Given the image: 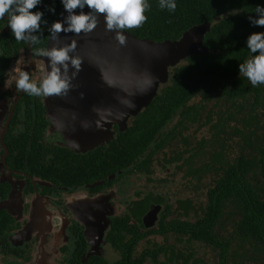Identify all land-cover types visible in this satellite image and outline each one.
<instances>
[{
    "label": "flooded vegetation",
    "instance_id": "flooded-vegetation-1",
    "mask_svg": "<svg viewBox=\"0 0 264 264\" xmlns=\"http://www.w3.org/2000/svg\"><path fill=\"white\" fill-rule=\"evenodd\" d=\"M7 22L6 14L0 264H264V253L243 255V202L236 193L221 197L228 182L244 181L256 198L264 189L261 170L239 163L253 152L247 142L264 138V84L253 87L238 70L217 76L191 92L138 154L111 149L135 117L123 132L112 125L108 143L76 150L47 118L46 96L17 90L19 70L39 86L34 69L43 46L16 41ZM175 76L172 68L156 97ZM161 139L164 148L152 152ZM213 189L221 195L210 197ZM256 209L264 216L261 205Z\"/></svg>",
    "mask_w": 264,
    "mask_h": 264
},
{
    "label": "trees",
    "instance_id": "trees-1",
    "mask_svg": "<svg viewBox=\"0 0 264 264\" xmlns=\"http://www.w3.org/2000/svg\"><path fill=\"white\" fill-rule=\"evenodd\" d=\"M146 2L150 5L144 13L146 22L140 28L123 29L139 39L153 42L175 41L192 26L210 23L211 28L203 39L209 53L188 57L182 64L174 67L176 76L172 84L163 87L161 94L152 100L145 111L135 116L132 127L124 133H118L111 144V149L133 150L137 154L144 151L145 145L182 109L191 92L200 86L210 87L217 76L228 75L229 78V75L238 70V64L258 54L250 53L246 47V39L252 33L264 32V27L252 26L248 19L249 16L258 18L255 7H264V0H175L177 8L174 12L161 9L159 0ZM62 7L60 0H41L40 5L31 10L43 12L42 19L47 22H42L41 32L37 33L43 49H46L49 37L48 28L56 21ZM50 8H54L55 12L48 11ZM8 45L4 35H0V53L4 56L10 53ZM1 61L0 74L5 71L6 66V62L3 59ZM163 141L161 139V142H156L152 152L164 148ZM247 147L252 148L253 152L249 160L242 157L240 165L249 166L253 170L260 169L264 176V138L259 142L249 140ZM223 188L222 198L236 193L237 201L243 202V218L237 223V231L241 229L248 233L244 244L248 245L249 250L244 251L243 255L248 257V252L255 255L257 252L264 253V216L256 209L257 205L264 208V189L256 198L244 181L237 184L228 182ZM214 192L215 189L210 190L208 195H221L220 191Z\"/></svg>",
    "mask_w": 264,
    "mask_h": 264
},
{
    "label": "water",
    "instance_id": "water-1",
    "mask_svg": "<svg viewBox=\"0 0 264 264\" xmlns=\"http://www.w3.org/2000/svg\"><path fill=\"white\" fill-rule=\"evenodd\" d=\"M83 11L87 14L90 10L85 6ZM66 16L62 7L55 22ZM210 28V23L195 25L179 39L163 42L139 39L121 30L126 39L120 44L114 31L105 30L101 15L97 27L87 35L61 32L57 41L49 35L46 49L75 42V51L69 55L79 57L82 64L67 95L46 96L47 118L71 148L91 150L108 143L113 137L112 125L125 131L127 121L146 108L159 86L167 82L170 68L187 57L209 53L203 39ZM39 60L43 76L50 71L49 61L42 56ZM72 71L69 66V75Z\"/></svg>",
    "mask_w": 264,
    "mask_h": 264
},
{
    "label": "clouds",
    "instance_id": "clouds-1",
    "mask_svg": "<svg viewBox=\"0 0 264 264\" xmlns=\"http://www.w3.org/2000/svg\"><path fill=\"white\" fill-rule=\"evenodd\" d=\"M41 0H0V19L8 17L7 26L16 41L31 44L39 43L42 17L41 11H31L40 5ZM67 16L62 22H53L48 28L52 40L57 41L58 34L74 33L89 34L99 23L102 15L106 31H114L115 38L120 44L125 43L121 30L140 28L147 20L145 10L150 8L146 0H60ZM87 6V14L83 9ZM159 7L174 12L177 8L175 0H159ZM80 9L79 14L74 10ZM55 12L54 8L48 9ZM255 13L258 18L249 16V22L255 27H264V7L257 5ZM64 25H67L66 27ZM76 44L72 42L51 49H38L37 55L48 58V68L37 86L30 81L28 72L19 70L16 78V88L30 96L67 95L71 89V81L81 71L82 61L77 56H70L75 51ZM246 47L252 55L244 63L238 64L239 75L246 77L253 87L264 84V32L250 34L246 39ZM69 66L74 71L69 75Z\"/></svg>",
    "mask_w": 264,
    "mask_h": 264
},
{
    "label": "rangeland",
    "instance_id": "rangeland-1",
    "mask_svg": "<svg viewBox=\"0 0 264 264\" xmlns=\"http://www.w3.org/2000/svg\"><path fill=\"white\" fill-rule=\"evenodd\" d=\"M183 63V61L180 63V64H182ZM180 64H178V65H180ZM41 69H42V64H41V62L39 61V62H36V68L34 69V79L36 80H39V81H41V78H42V71H41ZM172 68H170L169 70H168V72L171 70ZM12 71H14V68L12 69ZM10 74L11 75H14L15 77H16V73L15 72H10ZM10 74H8V78H10ZM16 79V78H15ZM34 80V81H35ZM167 80H168V78H167ZM208 107H210V106H208ZM128 122L129 121H127V125H128ZM127 125H126V128H127ZM206 134V131H204V132H199L197 135H196V137L197 138H199V137H201V136H204ZM208 179H210L209 177H206L205 178V180H206V183L208 182Z\"/></svg>",
    "mask_w": 264,
    "mask_h": 264
}]
</instances>
